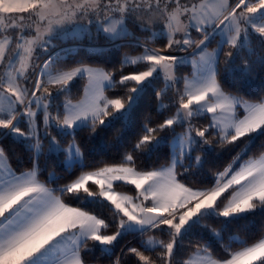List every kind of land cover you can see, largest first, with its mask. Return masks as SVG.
Returning a JSON list of instances; mask_svg holds the SVG:
<instances>
[{
	"label": "snow or ice",
	"instance_id": "obj_1",
	"mask_svg": "<svg viewBox=\"0 0 264 264\" xmlns=\"http://www.w3.org/2000/svg\"><path fill=\"white\" fill-rule=\"evenodd\" d=\"M130 24L149 39L141 42ZM94 31L114 44L133 37L138 54L109 70L53 43L91 39ZM157 39L164 43L152 47ZM242 52L245 75L264 68V0H0V264H88L97 249L110 264H264V231L251 239L229 235L227 243L223 236L232 223L264 213V96L225 91L219 71L221 57L230 71ZM189 64L191 73L177 76ZM161 79L159 119L145 117L117 160L86 163L78 133L127 127L146 89ZM41 136L51 153L65 154L67 168L78 166L62 185L50 186L54 173L40 179L38 159L27 170L8 163L3 140L38 158ZM58 136L71 140L62 147ZM217 146L235 155L206 174ZM158 153L165 163H141ZM209 219L221 230L202 223ZM196 229L221 250L201 243ZM130 235L138 246L124 244Z\"/></svg>",
	"mask_w": 264,
	"mask_h": 264
},
{
	"label": "trees",
	"instance_id": "obj_2",
	"mask_svg": "<svg viewBox=\"0 0 264 264\" xmlns=\"http://www.w3.org/2000/svg\"><path fill=\"white\" fill-rule=\"evenodd\" d=\"M131 32H134L136 36L140 37V40H148L150 33H141L135 29L133 25H129ZM133 38V37H127ZM200 35L194 32V39H200ZM70 42H90L94 44H103L110 42L105 39L101 34L99 36L95 35L93 38L89 39L87 36L83 38H70L67 41L61 42L59 38L55 39L53 43L57 46L63 43ZM164 43L163 40L157 39L151 45L159 48ZM122 47H117L116 45L110 47H103L95 50H90L89 48L83 46H72L76 47L78 50L77 59H83L85 63L92 66L104 67L106 69H119L120 60L125 54L137 53L134 52L129 46V42L120 43ZM215 41H213L209 47H213ZM255 46V41H253ZM259 50V49H257ZM264 55V52H261ZM242 59H237V68L228 70V66L223 62L224 58L221 57V63L219 65L221 83L225 91L231 92L232 94L243 96L245 99L256 100L264 96V68L259 65L255 66L254 72L248 76L242 72L243 60L249 59L247 52L241 53ZM42 58V57H41ZM251 59H256L255 56H252ZM131 69H126L125 73ZM191 65L181 66L176 74L177 76H185L191 73ZM117 79L119 75L117 74ZM84 81L77 82L72 91L74 94V100L78 99L82 94L81 89ZM164 87L163 79L154 83L151 87L146 89L142 95L138 106L135 110V114L128 123V126L125 127L123 122H117L113 127H110L104 131H99L97 134H90L87 129L80 131L77 135V143L80 144L81 150L85 155L86 163L93 162H112L119 158V155L125 151V148L131 143L135 142L138 130L143 122H145V117H150L152 121H157L159 119L158 115V101L156 99L155 93ZM121 92L120 88L113 90V93ZM113 93H109L110 95ZM172 93H169L171 96ZM63 99V97H61ZM164 103H167V98H165ZM201 122H204L203 120ZM41 129L43 127L41 126ZM176 131L179 133L182 131L181 128H177ZM119 134H122L119 135ZM52 135H56L55 131H52ZM63 147L71 140V137L61 138L57 137ZM47 140V139H46ZM260 141L256 142V145L253 146V151L255 152ZM2 146L5 148L8 160L13 169L16 170H27L32 167V160L38 159V165L40 170V179L46 181L50 174L54 173L58 178L55 184L50 186H57L66 183L73 173L78 171V166L71 169L67 168L65 165V154L63 152L51 153L48 149L47 143L43 145V149L39 154L38 158L35 155L34 151L26 150V147L22 143H15L12 139L3 140ZM164 153H167V145L162 146ZM239 151V149H237ZM159 153L153 155L149 160L141 159V163H147L152 165L154 163H165V158L160 157L157 160ZM235 155V152L228 153L224 151L219 146L216 147V150L212 152L208 157V163L205 165L204 173L210 174V171L214 172L218 168L222 170L223 166H226V163L230 160L231 156ZM201 177H196L194 179H200ZM122 190H127L123 189ZM222 219V218H221ZM203 224L208 225L211 228H215L217 231H220L222 225L218 223L215 219H209L202 222ZM261 231H264V213L257 211L253 215H249L246 219H241L238 222L232 223L224 230V242L227 243L229 235L240 236L241 238L251 239L257 236ZM196 238L203 239L201 243H209L212 245V248L219 252L221 250V245L212 239L211 235L206 230L196 229L194 231ZM147 236L144 237L146 239ZM136 236H129L125 240L124 244H129L130 246H138V240ZM124 245L122 244L121 247ZM116 255H120V248L116 249V252L113 255V259ZM88 264H110L109 259L106 256H102L99 252V249L95 250L93 254L87 258Z\"/></svg>",
	"mask_w": 264,
	"mask_h": 264
},
{
	"label": "rangeland",
	"instance_id": "obj_3",
	"mask_svg": "<svg viewBox=\"0 0 264 264\" xmlns=\"http://www.w3.org/2000/svg\"><path fill=\"white\" fill-rule=\"evenodd\" d=\"M130 30V29H129ZM96 34H95V31L93 32V36H95ZM192 35H193V38H194V31H193V33H192ZM85 37V36H84ZM83 38V37H82ZM93 38V37H92ZM133 40V38H125V39H122V40H120V41H117L116 42V44H120V43H123V42H130V41H132ZM141 42H143V40H141ZM116 44H114V43H112V42H108V43H103V44H94V43H90V42H76V43H74V42H70V43H63V44H61V45H58V47H60V48H63V47H72V46H75V45H77V46H83V47H86V48H89L90 50H95V49H99V48H103V47H110V46H114V45H116ZM152 47H155V46H153V45H151ZM216 47V42H215V44L213 45V47H209V50H211V49H213V48H215ZM136 54H138V52L137 53H134V54H132V53H129V55H136ZM178 55H180V56H187L188 55V53H177ZM43 59H45V57H42L41 58V60L39 61V62H43ZM234 95H236V94H234ZM41 133H43V129H41ZM52 134V133H51ZM58 139V138H57ZM59 140V139H58ZM47 143V145H48V140H46V139H43V136H41V145H42V149H43V145L44 144H46ZM62 145V144H61ZM67 146V145H66ZM65 146V147H66ZM63 147V146H62ZM49 149V148H48ZM82 151V150H81ZM8 163H9V165L11 166V164H10V162H9V160H8ZM65 165H66V158H65ZM12 167V166H11ZM121 191H126V190H122V189H120ZM129 194H131V193H129ZM240 237V236H239ZM136 238H139V237H136ZM146 239H147V237H146Z\"/></svg>",
	"mask_w": 264,
	"mask_h": 264
},
{
	"label": "water",
	"instance_id": "obj_4",
	"mask_svg": "<svg viewBox=\"0 0 264 264\" xmlns=\"http://www.w3.org/2000/svg\"><path fill=\"white\" fill-rule=\"evenodd\" d=\"M136 237H138V236H136Z\"/></svg>",
	"mask_w": 264,
	"mask_h": 264
}]
</instances>
